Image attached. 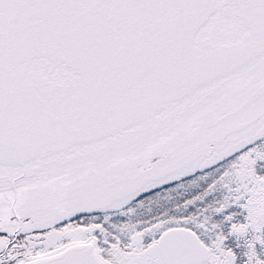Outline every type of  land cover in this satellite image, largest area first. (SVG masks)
I'll use <instances>...</instances> for the list:
<instances>
[{"label":"snow or ice","instance_id":"6c2138e0","mask_svg":"<svg viewBox=\"0 0 264 264\" xmlns=\"http://www.w3.org/2000/svg\"><path fill=\"white\" fill-rule=\"evenodd\" d=\"M0 264H264V0H0Z\"/></svg>","mask_w":264,"mask_h":264}]
</instances>
